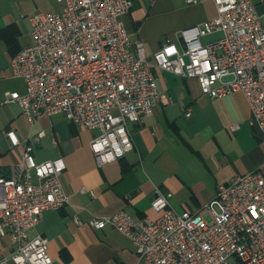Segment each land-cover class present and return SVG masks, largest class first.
Masks as SVG:
<instances>
[{
    "label": "built area",
    "instance_id": "obj_1",
    "mask_svg": "<svg viewBox=\"0 0 264 264\" xmlns=\"http://www.w3.org/2000/svg\"><path fill=\"white\" fill-rule=\"evenodd\" d=\"M55 2L58 12L29 16L32 41L10 62L26 92H6L4 103H19L30 123L61 113L74 125L96 130L90 150L98 166L131 151L128 124L151 115L167 98L157 91L154 68L195 79L201 94L211 98L241 93L251 122L264 132V0H213L216 15L179 30L178 40H166L152 62L143 41L132 40L126 29L131 0ZM213 33L220 37L204 43ZM6 135L12 147L20 145L14 130ZM65 168L62 157L36 161L33 144L25 142L20 163L0 173V248L5 237L13 245L0 264H55L49 239L29 231L45 211L69 203L61 183ZM171 197L156 189L154 219L121 210L92 218L89 225L126 236L148 264H264L263 172L219 183L214 198L196 212H177Z\"/></svg>",
    "mask_w": 264,
    "mask_h": 264
},
{
    "label": "crops",
    "instance_id": "obj_2",
    "mask_svg": "<svg viewBox=\"0 0 264 264\" xmlns=\"http://www.w3.org/2000/svg\"><path fill=\"white\" fill-rule=\"evenodd\" d=\"M131 1L123 20L130 38L143 41L151 62L166 40H178L179 30L216 15L213 0ZM59 10L55 0H0V173L6 175L20 163L25 142L33 144L38 162L64 159L61 183L69 203L45 211L29 231L30 236L49 239L55 264H148L126 236L110 227L94 229L90 219L121 210L154 219L159 215L151 206L156 189L172 193L175 209L196 212L214 198L219 183L252 171L264 173V132L251 122L241 93L211 98L201 94L195 79L154 68L157 91L167 98L151 115L128 124L131 151L98 166L90 150L96 130L74 125L61 113L43 114L30 123L19 103H4L6 92H26L25 81L12 76L10 62L32 41L29 16ZM219 37L213 33L202 40L209 43ZM9 130L16 132L20 145L11 146ZM2 245L0 256L13 248L9 237Z\"/></svg>",
    "mask_w": 264,
    "mask_h": 264
},
{
    "label": "rangeland",
    "instance_id": "obj_3",
    "mask_svg": "<svg viewBox=\"0 0 264 264\" xmlns=\"http://www.w3.org/2000/svg\"><path fill=\"white\" fill-rule=\"evenodd\" d=\"M173 208H174V207H173ZM174 209H175V208H174ZM175 210H177V212H182L181 209H178V208H176Z\"/></svg>",
    "mask_w": 264,
    "mask_h": 264
}]
</instances>
